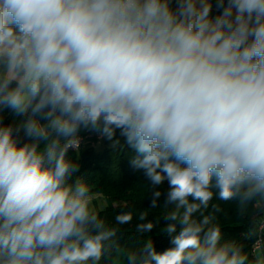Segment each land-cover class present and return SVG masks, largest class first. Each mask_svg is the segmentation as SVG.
<instances>
[{"label":"clouds","instance_id":"1","mask_svg":"<svg viewBox=\"0 0 264 264\" xmlns=\"http://www.w3.org/2000/svg\"><path fill=\"white\" fill-rule=\"evenodd\" d=\"M86 134L133 150L138 216ZM0 264H264V0H0Z\"/></svg>","mask_w":264,"mask_h":264},{"label":"trees","instance_id":"2","mask_svg":"<svg viewBox=\"0 0 264 264\" xmlns=\"http://www.w3.org/2000/svg\"><path fill=\"white\" fill-rule=\"evenodd\" d=\"M120 139L121 146L113 148L110 142L100 141L96 136L86 134L82 144L79 174L86 177L93 189V194L104 199L103 214L109 218L124 210L125 206L138 216L140 211L149 206L151 198L150 195L146 198L149 191L147 184L150 182L144 177L142 171L134 170L130 166L129 160L134 152L123 145V138ZM161 188L166 190L167 184L162 185ZM162 202L163 197H161ZM147 211L150 218L153 217V219L154 216L160 217L162 213V209H148ZM222 222L227 234L233 236L239 234L240 227L231 208H224ZM157 233L158 229L152 233L157 250H163L168 246V241ZM122 243H126L130 247L136 246L134 225L126 227Z\"/></svg>","mask_w":264,"mask_h":264},{"label":"rangeland","instance_id":"3","mask_svg":"<svg viewBox=\"0 0 264 264\" xmlns=\"http://www.w3.org/2000/svg\"><path fill=\"white\" fill-rule=\"evenodd\" d=\"M94 200L98 207L103 206L104 207V199L101 196L94 195Z\"/></svg>","mask_w":264,"mask_h":264},{"label":"built area","instance_id":"4","mask_svg":"<svg viewBox=\"0 0 264 264\" xmlns=\"http://www.w3.org/2000/svg\"><path fill=\"white\" fill-rule=\"evenodd\" d=\"M84 140L82 141V144H83Z\"/></svg>","mask_w":264,"mask_h":264}]
</instances>
